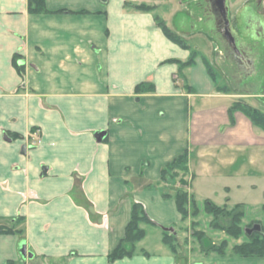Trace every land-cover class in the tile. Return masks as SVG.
<instances>
[{
  "label": "crops",
  "instance_id": "0c3cea01",
  "mask_svg": "<svg viewBox=\"0 0 264 264\" xmlns=\"http://www.w3.org/2000/svg\"><path fill=\"white\" fill-rule=\"evenodd\" d=\"M165 1L44 0L48 12L32 14L28 0H0V219L23 218L22 236L0 234V264L38 256L66 264H176L170 254L112 263L107 254L124 236L132 201L159 225L181 220L173 199L146 186L185 150L202 169L229 171L217 203H241L264 224V129L241 111L229 115L233 95L217 91L202 51L193 47L194 63L180 68L191 52L157 26ZM235 53L244 66L253 61ZM259 67L240 92L264 112V62ZM145 81L154 91L136 93ZM202 194L211 200L214 192ZM189 259L264 264V257Z\"/></svg>",
  "mask_w": 264,
  "mask_h": 264
},
{
  "label": "rangeland",
  "instance_id": "374dc122",
  "mask_svg": "<svg viewBox=\"0 0 264 264\" xmlns=\"http://www.w3.org/2000/svg\"><path fill=\"white\" fill-rule=\"evenodd\" d=\"M215 3L219 9L218 17L213 8ZM157 13L166 20L171 30L191 45L190 52L196 53L194 48H197L208 56V62L213 65V71L218 79L215 80L218 84L217 91L233 95L231 106L249 104L247 100L253 97L244 96L240 91L244 86L243 78L250 75L252 80L257 79L258 74L255 72L260 68L259 61L264 62V0H166ZM228 22H231L230 31ZM236 51H244V54L251 55L253 61L244 66L243 61L236 56ZM188 160L187 173L177 168L172 169L161 181L159 172L156 182L148 184H151L149 189H158L161 194L169 193L172 197L170 199H173L179 189H186L189 194L191 191L196 200L197 213L189 214L184 220L165 226L159 225L150 217L156 224H141L145 236L136 243V255L148 259L170 254L175 258L176 264H188L189 256L194 258L198 253L202 256H217L213 250L222 246H225L223 248L225 254L222 256L231 255L234 244L247 240L245 228L250 229L257 223L264 226L262 220L258 218V211L244 208L239 223L241 233L236 238L228 236L223 230L210 227L212 216L205 212L202 193L207 189L213 191L212 202L220 207H233L227 201L216 202L226 185L229 171H226L225 166H216L215 171L202 169L194 154L189 156ZM190 184L191 190H189ZM5 221L16 230L22 229L20 218L5 219ZM163 232H166L169 238L174 237L175 253L163 243ZM205 250L209 253H205ZM27 264H66V261L38 256Z\"/></svg>",
  "mask_w": 264,
  "mask_h": 264
},
{
  "label": "trees",
  "instance_id": "16d2710c",
  "mask_svg": "<svg viewBox=\"0 0 264 264\" xmlns=\"http://www.w3.org/2000/svg\"><path fill=\"white\" fill-rule=\"evenodd\" d=\"M28 12L32 14L37 13H47L48 10L45 6L44 0H28ZM126 8H131L138 11H151L154 9V6L147 4H136L132 2H125ZM157 26L162 30L164 35L172 42L177 44L183 49H189V44L176 32L171 30L165 23V21L159 16H155ZM196 52V51H195ZM196 53H190L189 58L186 62H180V68L185 66H190L194 63V58ZM18 55H13L12 63L16 68L17 72L22 76L23 75V66L18 63ZM206 69L210 77L215 81L216 76L213 71V66H211L208 60L203 58ZM176 61V60H169ZM136 93H144L154 91L153 84L151 82H141L137 84L134 88ZM241 111L246 116L250 118L252 123L258 127L264 129V112L256 107H252L249 104L243 106H238L233 104L229 108V115L231 116L234 111ZM188 151L185 150L182 154L166 163L160 170V179L161 181L165 179L167 172L172 169H180L184 172H188ZM182 184L185 185V182L181 180ZM146 188H151V184H148ZM164 198H172L169 193L162 192ZM176 208L181 215V220L187 218V216L195 215L197 213L196 200L193 195L188 193L186 189H179L175 192L173 197ZM205 212L212 216L210 221V227L213 229L223 230L228 236L236 238L241 233L240 220L244 214V205L239 203L233 205L231 208L220 207L211 200H204ZM191 209V211H189ZM20 218L23 221L22 217ZM16 219V218H15ZM12 220V219H10ZM141 224H150L155 225L156 223L150 218L146 213L143 203L139 201H132L130 207V218L125 226L124 237L118 242V244L107 254V260L109 263H112L116 260L123 258H132L136 255V243L140 241L145 236V230L141 227ZM259 230H253L250 233H247V240L240 244H234L231 248V255L239 257H264V226L260 223ZM249 228V227H248ZM245 228V229H248ZM0 234L1 235H21L22 229H14L10 225H7L5 219H0ZM174 237L169 238L166 232H163L162 241L164 244L168 245L172 252L175 253V248L173 246ZM225 246L214 248L213 252L218 256L225 254L223 249ZM205 253H209L205 250ZM148 256L147 254H144Z\"/></svg>",
  "mask_w": 264,
  "mask_h": 264
},
{
  "label": "water",
  "instance_id": "95a60500",
  "mask_svg": "<svg viewBox=\"0 0 264 264\" xmlns=\"http://www.w3.org/2000/svg\"><path fill=\"white\" fill-rule=\"evenodd\" d=\"M105 135V132L104 131H99L96 133L95 137L97 140H101ZM253 230H259V225L258 224H255L252 228L250 229H247V233H250L251 231ZM20 253L25 256L26 255V246L25 244H22L21 247H20ZM29 256H32L31 254H29Z\"/></svg>",
  "mask_w": 264,
  "mask_h": 264
},
{
  "label": "flooded vegetation",
  "instance_id": "af4514ba",
  "mask_svg": "<svg viewBox=\"0 0 264 264\" xmlns=\"http://www.w3.org/2000/svg\"><path fill=\"white\" fill-rule=\"evenodd\" d=\"M212 3V2H211ZM211 3H210V6H211ZM217 3V2H216ZM215 3V4H216ZM212 5H213V3H212ZM213 8H214V12H215V14H216V16L218 17L219 16V9L216 7V5H214L213 6ZM219 30V29H218ZM242 52H244V51H242Z\"/></svg>",
  "mask_w": 264,
  "mask_h": 264
}]
</instances>
